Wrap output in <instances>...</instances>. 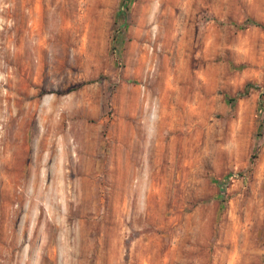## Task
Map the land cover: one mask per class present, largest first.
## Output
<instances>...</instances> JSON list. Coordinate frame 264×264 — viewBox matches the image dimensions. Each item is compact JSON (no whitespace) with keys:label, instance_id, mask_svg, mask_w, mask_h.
<instances>
[{"label":"rangeland","instance_id":"rangeland-1","mask_svg":"<svg viewBox=\"0 0 264 264\" xmlns=\"http://www.w3.org/2000/svg\"><path fill=\"white\" fill-rule=\"evenodd\" d=\"M259 99L264 0H0V264H264Z\"/></svg>","mask_w":264,"mask_h":264},{"label":"trees","instance_id":"trees-1","mask_svg":"<svg viewBox=\"0 0 264 264\" xmlns=\"http://www.w3.org/2000/svg\"><path fill=\"white\" fill-rule=\"evenodd\" d=\"M228 24L236 29H243V28H246L248 26H261V24L257 21H254L253 19L249 18V17H244L240 22H233V21H229ZM252 86L250 84H245L242 91L240 92V94H245L248 92V89L249 87ZM226 100L228 103H230L233 98H230V97H226ZM257 112L258 113H261L264 115V108H263V105L261 103V100L259 99L258 100V103H257ZM260 128H258L259 130ZM257 135H259V132H257ZM235 174H232V173H228L224 176L225 179H228V178H231L232 176H234Z\"/></svg>","mask_w":264,"mask_h":264},{"label":"bare ground","instance_id":"bare-ground-1","mask_svg":"<svg viewBox=\"0 0 264 264\" xmlns=\"http://www.w3.org/2000/svg\"><path fill=\"white\" fill-rule=\"evenodd\" d=\"M2 154H3V147H2V149H0V162L3 160V158L1 157Z\"/></svg>","mask_w":264,"mask_h":264}]
</instances>
